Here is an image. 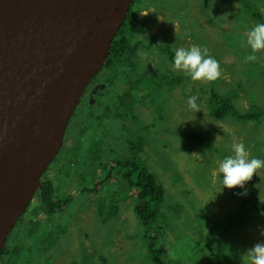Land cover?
I'll use <instances>...</instances> for the list:
<instances>
[{
	"label": "rangeland",
	"instance_id": "1",
	"mask_svg": "<svg viewBox=\"0 0 264 264\" xmlns=\"http://www.w3.org/2000/svg\"><path fill=\"white\" fill-rule=\"evenodd\" d=\"M251 2L254 18L245 12V0H134L139 22L128 39L140 41L135 66L122 62L106 74L109 79H102L104 85L100 81L103 95L85 128L80 126L83 114L77 116L78 132L70 131L69 124L63 154H75L77 162L67 159L59 170L54 162L46 172L54 183L53 198H68L65 208L47 213L42 204L36 205L35 194L23 223L17 222L10 233L8 253L15 254L3 256L4 263L248 264L247 251L264 240L259 233L264 227V168L244 189L222 190L219 163L241 142L249 158L264 160V116L259 122L234 116L216 120L209 114V89L231 92L240 111L264 105V50L256 53V62L244 61L251 54L247 33L260 23L257 15L264 16V0ZM158 43L169 44L175 52L206 47L219 61L221 76L212 82L193 81L174 68ZM157 72L166 77H156ZM142 75H148L150 84L129 86ZM177 76L180 82L174 81ZM126 94H132L130 100ZM193 96L198 111L188 105ZM136 139L140 141L134 143ZM98 148L100 161L92 155ZM132 153L164 189L160 209L167 220L159 218L157 224L166 226L160 241L170 251L157 262L149 259L145 239L154 233L134 212L136 189L122 178L127 168L112 161H128ZM245 190L247 195L238 194ZM115 208L117 214L102 221L99 212L106 215ZM223 220L233 222L222 234L213 232L212 226ZM187 241L193 246L180 249Z\"/></svg>",
	"mask_w": 264,
	"mask_h": 264
},
{
	"label": "water",
	"instance_id": "2",
	"mask_svg": "<svg viewBox=\"0 0 264 264\" xmlns=\"http://www.w3.org/2000/svg\"><path fill=\"white\" fill-rule=\"evenodd\" d=\"M134 0H0V254Z\"/></svg>",
	"mask_w": 264,
	"mask_h": 264
},
{
	"label": "trees",
	"instance_id": "3",
	"mask_svg": "<svg viewBox=\"0 0 264 264\" xmlns=\"http://www.w3.org/2000/svg\"><path fill=\"white\" fill-rule=\"evenodd\" d=\"M245 1H246V3H244L245 12L251 15L252 17H253V13L254 16H256L255 9L254 6L252 5L251 0H245ZM133 4L134 2L131 4L125 20L123 21L119 31L117 32V34L115 35L112 41L109 52L105 58V61L102 64V68L105 69L102 70H107L108 72L113 67V65L114 66L120 65V63L122 62L129 63L131 67L135 66L139 54L138 51L139 49H141V46L139 40L133 41L132 37L130 38V40L128 39L131 27L137 25L139 22L137 10L134 9ZM257 17L260 19V23H264V16L262 17L257 15ZM158 46H159V50L165 53L168 60L174 64V56H175L174 49L169 44L162 46L158 43ZM123 58H125L124 61H122ZM155 75L160 79L166 77L164 73H160V72L155 73ZM147 76L148 75H142L138 81L130 80L129 86H134V85L137 86L139 82H142L146 85L150 84V82L147 79ZM178 77L179 76L175 77L174 81L175 80L179 81ZM238 83L240 85L242 84L239 81ZM231 94H232L231 92H225L221 94L215 88L212 87L209 89V100L213 105V109H212L213 113H209V114L214 119L220 120L228 116H234L236 119L240 121L251 120L254 122H259L261 120V118L264 116V105L251 104L249 109H247L246 111H240L236 107L233 100V95ZM130 95L132 94H126V100L129 99ZM142 96H143V91L139 98H142ZM137 141L140 140L136 139L134 143H136ZM136 145H138V143ZM136 145L134 144L133 147L137 148ZM112 161L115 163V166L117 164L120 167L127 168L125 171H123L122 178H124L127 187H134L136 189L137 200L136 203H134V212L139 222L146 227L147 231L151 230L154 233L152 235H145V239L147 245L146 247L147 252L150 256L149 259L152 260L153 262H157L160 260V258L162 257L164 258L167 255L168 251H170V249L163 246L160 241V236L164 235L163 228L165 224L163 225L157 224L159 218L162 219L163 223L164 221L167 220L163 218V213L161 212L160 209L161 204L164 200V189L160 185L161 183L157 181L154 174L150 172L145 166H143L142 160L134 153H132V156L129 158L128 161H123L121 158L118 160L112 159ZM49 166L41 175L40 178L41 185L37 188L35 192L36 194L35 196L41 201V204L44 206V210H46L47 213L55 212L57 210H63L65 208V204L68 201V198H64V199L63 197L61 198L65 202L53 198V196L56 195V194L52 195L54 191L53 190L54 183L50 178L47 179L46 176V172ZM245 183H254V181L251 178V180ZM100 184L103 185V183ZM117 211L118 209L115 208L110 211H107L106 215H102L103 212H99V214L100 217L103 219L102 221H107L112 217H114L117 214ZM23 219L24 216L19 217L18 223H23ZM227 220L220 221L216 223L214 226H212V228L215 229L213 232H218L222 234L223 231L227 227H229V224L233 222V220L231 222H227ZM235 221L238 220L236 219ZM219 229H222V231ZM201 240L203 242H208L209 238H203ZM191 244L193 246V241H187V244L182 245L180 249H184ZM194 250L195 251L197 250L196 246H194ZM15 251L19 252L21 251V248L16 247ZM8 252H9L8 244L6 243L4 249L0 254V264H7V262L4 263L3 256L10 253ZM14 254H9L8 256L14 257ZM84 258H88V257H84Z\"/></svg>",
	"mask_w": 264,
	"mask_h": 264
},
{
	"label": "clouds",
	"instance_id": "4",
	"mask_svg": "<svg viewBox=\"0 0 264 264\" xmlns=\"http://www.w3.org/2000/svg\"><path fill=\"white\" fill-rule=\"evenodd\" d=\"M245 43L251 48V54L244 58L245 63L256 62L258 60L256 53L264 50V23H257L248 31ZM173 66L193 81L212 82L221 76L219 61L209 55L206 47L192 46L188 49L183 47L177 49ZM188 105L192 110L198 111L199 106L195 96L189 98ZM232 151L233 155L224 157L219 163V173L223 174L222 190L223 188L234 189L237 187L244 189L245 182L251 180L253 174H257L258 169L264 168V160L249 158L244 143L233 144ZM238 194L247 195V190ZM259 233L261 237H264V227L259 229ZM245 256L248 264H264V240L256 243Z\"/></svg>",
	"mask_w": 264,
	"mask_h": 264
},
{
	"label": "flooded vegetation",
	"instance_id": "5",
	"mask_svg": "<svg viewBox=\"0 0 264 264\" xmlns=\"http://www.w3.org/2000/svg\"><path fill=\"white\" fill-rule=\"evenodd\" d=\"M116 67V65L110 69V71L107 72V70H102V69H105V68H101L99 69V71L93 76V78L90 80V82L88 83V85L84 88L83 90V93L81 95V97L79 98L75 108H74V111H73V114L71 115L70 119H69V122H68V125H67V128H66V131H65V135H66V132H67V129H68V126L69 124L71 123V128H70V131L71 130H76L78 132V125L80 124L81 128H85V123L84 121L87 119L88 115L90 114V110L95 106L96 102L101 98V96L103 95L101 92L102 90L99 89V87L101 88L102 85H104V82L102 81V79H104L106 81V79H109L108 78V74L109 72H111L114 68ZM103 82L102 83H100ZM102 84V85H101ZM96 90V91H95ZM95 91V92H94ZM135 96V95H133ZM83 114V117H82V121H80V123H78V120L79 118H77V116ZM84 135H81V136H78V141L83 137ZM72 140H74V137L75 136H72ZM64 139H65V136H64ZM64 139H63V144L61 146V148L59 149L58 153L56 154L55 156V159L53 160V163H57L59 164V167H57V170L60 169V166L67 160V159H70V162L71 161H76L77 162V157H74L75 154L73 155V158H65L64 157V154H63V151L65 150V146H64ZM100 149L101 148H98L95 150V152L92 154L94 155L95 159L97 161H100L99 159L101 158L100 157ZM104 152V151H103ZM79 155H81L79 153ZM71 168H72V163H71ZM56 169V168H54ZM47 176V175H46ZM48 179V177H47ZM52 180V178H50ZM53 182V180H52ZM98 183V182H97ZM37 204L36 205H40L41 204V201H39L38 199L36 200ZM62 210H57L53 213H57V212H60ZM50 213V212H49ZM52 214V213H50Z\"/></svg>",
	"mask_w": 264,
	"mask_h": 264
},
{
	"label": "bare ground",
	"instance_id": "6",
	"mask_svg": "<svg viewBox=\"0 0 264 264\" xmlns=\"http://www.w3.org/2000/svg\"><path fill=\"white\" fill-rule=\"evenodd\" d=\"M126 16H127V15H126ZM126 16H125V18H126ZM125 18H124V20H125ZM124 20H123V21H124ZM64 136H65V134H64ZM54 158H55V157H54ZM54 158H53V160H54ZM53 160H52V161H53ZM52 161L50 162V164L52 163ZM50 164H49V165H50ZM49 165H48V166H49ZM48 166H47V167H48ZM5 244H6V243H5ZM4 246H5V245H4ZM3 249H4V247H3Z\"/></svg>",
	"mask_w": 264,
	"mask_h": 264
}]
</instances>
